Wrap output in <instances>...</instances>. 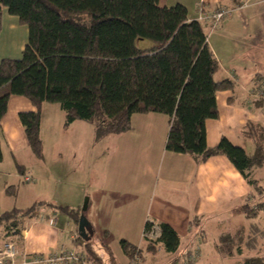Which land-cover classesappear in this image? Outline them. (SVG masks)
Here are the masks:
<instances>
[{"label":"trees","instance_id":"16d2710c","mask_svg":"<svg viewBox=\"0 0 264 264\" xmlns=\"http://www.w3.org/2000/svg\"><path fill=\"white\" fill-rule=\"evenodd\" d=\"M2 8L16 16L28 34L20 57L0 60V121L11 95L30 102L33 109L19 112L18 117L35 158H43L40 125L46 103L58 104L63 110L64 128L75 120L90 123L95 140L131 130L134 113H160L168 119L166 150L188 154L196 162L223 155L256 195L264 198V188L251 175L254 168L264 165L263 126L248 121L241 129V135L254 144L251 152L225 137L214 146L206 144L204 122L218 116L216 92L233 84L214 78L219 66L204 25L188 19L183 4L165 6L159 0H0V30ZM144 39L153 45L140 48L137 41ZM15 163L24 173L23 165ZM5 192L15 195L16 186H6ZM251 203L241 204L236 213L253 219L264 212V200ZM40 206L61 211L77 230L80 207L35 201L26 208L0 214L7 237L18 234L23 219L35 217ZM157 225L155 239L143 235L150 229L149 221L142 236L147 251L160 245L173 254L165 264L178 263L202 231L200 217H194L189 222L188 242L181 247L172 227L162 222ZM104 236H108L107 231ZM94 238L93 231L88 239L77 235L73 241L79 248L75 251L83 253L88 264H117L105 237L100 243L107 261L95 250ZM255 239L243 229L232 236L225 234L219 251L240 254L242 243L250 248ZM119 244L128 264L132 260L139 264L142 248L124 239ZM241 260V264H264V256L258 254Z\"/></svg>","mask_w":264,"mask_h":264},{"label":"crops","instance_id":"0c3cea01","mask_svg":"<svg viewBox=\"0 0 264 264\" xmlns=\"http://www.w3.org/2000/svg\"><path fill=\"white\" fill-rule=\"evenodd\" d=\"M244 1H247L244 7L236 9L213 31L204 26L206 40L219 66L214 78L218 81L224 79L233 84L232 88L216 92L218 116L206 119L204 128L208 146L216 145L225 137L234 145L251 152L254 144L251 139H245L241 135V129L248 121L264 127V93L260 96L253 95L257 87L264 88V0H159V4L171 6L181 3L187 9L188 19L193 20L197 16L198 6L210 11L221 5L233 6ZM27 34V27L20 24L16 16L9 15L6 9L2 8L0 60L20 57ZM142 44L140 48L153 45L144 41ZM17 96L9 97L7 111L0 121V146L1 139H4L13 149L28 146L18 113L33 109L26 98L27 103H24L23 100L17 99ZM258 98L261 99L259 102ZM44 106L50 105L46 103L42 106L40 135ZM163 116L164 114L153 112L132 115V129L124 132L131 141L123 143L122 151L135 149L137 162L130 164L131 170L127 174L119 175L116 180L108 182L101 193L89 194L88 205L93 210L92 221L96 226L94 228L89 220L97 238L94 243L95 250L105 261L108 260L104 257V250L98 247L102 246L100 238L104 236L97 232L101 230L104 234V231H107L108 236L104 238V242L110 248L117 245V251L111 248L115 263L128 264V258L119 244V241L124 239L142 248L139 264H165L172 259V253L165 252L160 245L156 246L155 251L145 249L146 241L142 236L145 222L168 224L179 235L182 247L187 244L190 235L189 222L194 217H200L202 231L194 242L200 247V256L192 264H241L244 256L255 254L264 256L260 245L261 238L258 239L257 236L258 233L264 237L257 224L261 213L264 212H260L253 219L236 213L237 207L256 198L253 187L223 155L211 156L205 161L196 162L188 154L166 150L168 119ZM78 121L81 122L75 120L68 127H63V130L71 128ZM83 122L88 126L78 125L80 131L94 136L93 126L86 121ZM163 122L166 123L165 131ZM156 134L161 137L157 138ZM93 142L94 146L96 142ZM11 156L16 166L15 162L19 160L13 153ZM3 160L2 151L0 214L12 208H26L35 201L79 207L80 202L77 198L72 201L67 196L61 199L57 196L49 198L50 200L39 199L25 207L17 206L15 200L17 191L15 195L5 192L9 181L7 177L13 181L16 176L5 170ZM22 165L23 172L30 171L29 173H32L30 175H34L38 181V173L32 167ZM263 169L264 165L251 171L252 177L258 179L259 184L264 183ZM16 170L18 171L17 166ZM56 173L52 174L50 169H47L44 176L47 180L50 176L56 180L61 177ZM41 208L43 212L40 211ZM50 218L53 219V223L49 222ZM241 229L245 235H255L253 246L251 244L249 248L242 243L240 254H222L219 251L221 236L225 234L232 236ZM77 235L74 224L65 214L57 210L53 212L48 206H40L35 217L23 219L19 233L14 236L18 253L13 264H50L38 258L60 249L77 250L79 245L73 241ZM7 238L5 226L0 224V247Z\"/></svg>","mask_w":264,"mask_h":264},{"label":"rangeland","instance_id":"374dc122","mask_svg":"<svg viewBox=\"0 0 264 264\" xmlns=\"http://www.w3.org/2000/svg\"><path fill=\"white\" fill-rule=\"evenodd\" d=\"M141 41L151 43L150 40L146 39L138 40V46H143ZM17 97V99L27 103L25 98ZM49 105L44 106L42 120L41 136L43 139L44 158H35L28 146H24V148L19 146L13 149L4 139H1V147L4 154L3 166L7 172L16 176L13 181L7 177V180H9L7 185H16L17 197H15V200L17 201V206L25 207L34 200L55 198V196L60 199L67 196L72 201L77 198L83 215L88 221L92 222L95 228V223L92 221V218H94L93 210L88 205L89 194L101 193L108 182L116 180L119 175L127 174L131 170L129 168L130 164L137 162V151L135 149L122 151L123 143L131 141L128 134H109L99 140H95L93 135L82 133L78 125L88 126L83 121L75 122L71 128L63 130L65 113L59 108L58 104ZM163 117L166 119L165 115ZM165 125L166 123L163 124L164 131L166 130ZM155 136L157 138L161 137L157 134ZM93 141L96 142V146H93ZM12 153L20 163L25 164L27 167H32L38 173V181L34 175L31 176L32 173H29L30 171L20 173L16 170L14 159L11 156ZM47 169H50L52 174L59 173L61 177L54 180L50 176L47 180L44 176ZM24 176H30L32 180L27 182L24 180ZM260 184L264 186V183L260 182ZM85 199H87V206L82 210ZM256 199L258 201L264 200L263 196L259 197L257 194L256 198L250 199L251 204L254 205ZM257 224L259 231L264 233V213H261ZM97 232L104 236L101 230ZM257 236H259L258 239L261 238L260 245H262V251H264V237H261L258 233ZM94 239L97 240L96 237ZM98 247L101 248L100 245ZM111 248L117 251V245H112ZM101 249L98 250L101 251ZM243 250L246 251V248Z\"/></svg>","mask_w":264,"mask_h":264},{"label":"built area","instance_id":"2783aa9c","mask_svg":"<svg viewBox=\"0 0 264 264\" xmlns=\"http://www.w3.org/2000/svg\"><path fill=\"white\" fill-rule=\"evenodd\" d=\"M247 4V1L241 2L240 4H235L233 6L221 5L213 10H205L201 6L197 8V16L195 20L201 22L206 26L210 31L215 29L218 24L227 17H230L236 9H240ZM264 93V88L259 86L257 87L256 92L253 95H262ZM24 180L30 182L32 177L24 176ZM43 212V209H40ZM50 223H53V219H49ZM159 233V227L156 223L151 222L150 229L143 235H146L150 239H155ZM18 253L16 247V239L14 236L8 237L0 247V264H13ZM200 256V247L198 244L192 245L176 264H192L197 261ZM30 258V257H29ZM37 259V257H31ZM84 255L81 252H76L75 250H64L60 249L58 251H53L45 257H39L47 261L50 264L56 263H67V264H88L83 260ZM132 264L135 263V260H132Z\"/></svg>","mask_w":264,"mask_h":264},{"label":"water","instance_id":"95a60500","mask_svg":"<svg viewBox=\"0 0 264 264\" xmlns=\"http://www.w3.org/2000/svg\"><path fill=\"white\" fill-rule=\"evenodd\" d=\"M87 206V199H85L82 210L85 209ZM77 233L80 237L84 239H88L89 236L92 234V227L83 213L80 214L78 223H77Z\"/></svg>","mask_w":264,"mask_h":264}]
</instances>
